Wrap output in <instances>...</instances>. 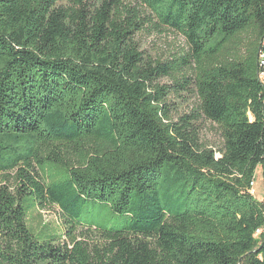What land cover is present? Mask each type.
<instances>
[{"label": "trees", "instance_id": "trees-1", "mask_svg": "<svg viewBox=\"0 0 264 264\" xmlns=\"http://www.w3.org/2000/svg\"><path fill=\"white\" fill-rule=\"evenodd\" d=\"M141 2L188 48L144 56L149 14L125 0H0V264H264V202L249 192L264 163V0ZM249 28L247 55L227 56ZM181 91L197 105L175 121L167 96ZM200 117L221 130L218 159ZM30 194L60 207L63 239L35 238ZM87 201L132 221L81 227Z\"/></svg>", "mask_w": 264, "mask_h": 264}, {"label": "rangeland", "instance_id": "rangeland-1", "mask_svg": "<svg viewBox=\"0 0 264 264\" xmlns=\"http://www.w3.org/2000/svg\"><path fill=\"white\" fill-rule=\"evenodd\" d=\"M94 1L95 3L98 2V0ZM66 3L72 4L71 1H67ZM125 3L137 7L142 13L149 14V21H147L143 30L135 36L136 41L140 45L139 50L144 52V56L154 62L167 61L177 56L183 49L188 48L184 36L172 28L160 24L158 19L146 9L141 0H125ZM252 37L253 28H249L235 35L227 45L230 52L227 56L231 58H244L247 55V43ZM262 47V45L259 46L257 55V74L264 87V73L261 77L262 65L260 64V56L264 52ZM175 76L177 78L181 77L180 74ZM155 83L161 86H171L172 91L175 87L174 78L170 77L159 78ZM167 100L170 103V115L175 121L184 114H190L192 109L197 105L196 97L191 92L187 93L186 91H181L180 95L171 92L167 96ZM251 118H253L252 115ZM193 123L199 131L200 142L215 151L216 159L222 157L219 149L223 146L224 141L219 126L205 117L194 118ZM48 167H52V165L48 164ZM56 170L63 171L65 179L69 177L66 170L64 171L58 167ZM39 173L40 176L42 175L43 180L47 181L46 174L42 173V171H39ZM249 192L258 201L264 202V163L256 167L254 175L249 182ZM22 205L25 208L28 225L38 241H58L64 238L66 224L60 207L49 203L42 207L36 196L31 194L25 195L22 198ZM131 221V216L117 213L108 203L99 201H87L82 204L79 215L76 218V222L81 227L97 226L115 230L126 228ZM263 231L264 228H258L254 235L255 238H259Z\"/></svg>", "mask_w": 264, "mask_h": 264}, {"label": "built area", "instance_id": "built-area-1", "mask_svg": "<svg viewBox=\"0 0 264 264\" xmlns=\"http://www.w3.org/2000/svg\"><path fill=\"white\" fill-rule=\"evenodd\" d=\"M263 47V50H264V41L262 42V44H261ZM260 64L262 65V73H261V77H262V74L264 73V52H263V54H261V56H260ZM260 77V78H261Z\"/></svg>", "mask_w": 264, "mask_h": 264}]
</instances>
